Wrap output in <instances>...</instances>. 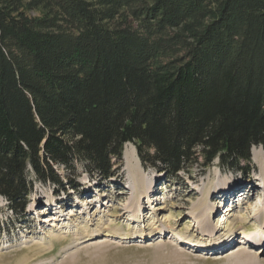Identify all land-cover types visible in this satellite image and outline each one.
<instances>
[{
  "label": "trees",
  "instance_id": "trees-1",
  "mask_svg": "<svg viewBox=\"0 0 264 264\" xmlns=\"http://www.w3.org/2000/svg\"><path fill=\"white\" fill-rule=\"evenodd\" d=\"M127 144L169 179L215 160L250 171L264 148V0H0L8 208L24 218L36 181L77 189L78 164L109 179Z\"/></svg>",
  "mask_w": 264,
  "mask_h": 264
},
{
  "label": "rangeland",
  "instance_id": "rangeland-1",
  "mask_svg": "<svg viewBox=\"0 0 264 264\" xmlns=\"http://www.w3.org/2000/svg\"><path fill=\"white\" fill-rule=\"evenodd\" d=\"M258 151L262 157L259 161L252 157L247 173L224 170L215 160L203 174L200 168L169 179L153 168H144L140 160L135 163L138 172L130 171L122 160L107 180L91 177L78 164L77 189L61 190L36 181L22 219L0 197V264H264V246L247 242L258 234V228H264V216L256 217L259 209L264 210V179L259 177L264 168V148ZM57 170L62 178L67 176L62 167ZM257 179L261 187L256 186ZM137 181L144 183L146 193H139L140 202L129 209L137 196L131 183ZM228 183L229 190L210 196L217 186L224 188ZM240 183L244 185L238 187ZM253 186L257 192L247 205L250 195L240 199L238 194L249 192ZM126 189L124 196L121 193ZM231 191L240 199L234 217L225 214L232 200L222 201ZM215 201L220 209L212 223L213 233L204 237L198 229L203 220L196 221L197 214L192 211L204 203L215 209ZM139 203L144 204L142 210ZM134 216L137 220L132 221ZM162 217H168L173 230L161 223ZM222 224L220 236L213 237L216 225ZM159 229L170 233L158 234ZM142 234L151 238H138ZM232 234L243 243L236 240L221 249ZM222 239L225 242L214 247Z\"/></svg>",
  "mask_w": 264,
  "mask_h": 264
},
{
  "label": "bare ground",
  "instance_id": "bare-ground-1",
  "mask_svg": "<svg viewBox=\"0 0 264 264\" xmlns=\"http://www.w3.org/2000/svg\"><path fill=\"white\" fill-rule=\"evenodd\" d=\"M259 148H261V147H254L253 149H252V157L254 158V160H256V161H259V159H261V154L259 153ZM123 160H124V162H126L127 163V166H128V169L130 170V171H133V170H135L136 172H138V170L135 168L136 166H135V163L136 162H138L139 163V158H138V156H137V154H136V150H135V147L133 146V145H131V144H127L125 147H124V153H123ZM259 177L260 178H262V179H264V168H262V170H261V172H260V174H259ZM257 182L255 183L256 184V186L258 185V186H260V179H257L256 180ZM252 182V181H251ZM131 184H133L132 186H134L135 188H136V195L137 196H135V198H134V203H133V205L131 206V207H129V209H133V207H135V205L138 203V201H139V199H138V194L140 193L141 195H145V188L147 189V187H145V185H144V183L143 182H141V181H137V182H132ZM244 185V183H240V184H238V187L240 186H243ZM250 184H252V183H250ZM231 185L228 183V184H226L225 186H224V188H221L220 186H217L216 188H215V192L213 193V194H210L209 192H208V194H210V196L211 195H218V194H221L223 191L224 192H226L227 190H229V187H230ZM261 187V186H260ZM263 188H264V186H262ZM228 188V189H227ZM233 188V187H232ZM148 189H151V187L150 188H148ZM143 190H144V192H143ZM233 190V189H232ZM127 191V189L126 190H124V192H122L121 194L122 195H124V196H126V192ZM256 192H257V188L256 187H252L251 188V190L249 191V192H241L240 194H238L240 197V199L241 198H245L246 196L245 195H250L249 196V201L248 202H245L247 205H250L251 203H252V200H253V198H254V195L256 194ZM233 192L231 191L230 193L229 192H227V194H231V196H228V198H227V196L225 197V196H222V201L223 200H227L228 199V201H231L232 203H231V205H229L228 207H226V210H225V214L227 215V216H230V217H234L235 215H236V211H237V209H236V203H237V201H239L240 199H238L237 200V195H236V193L234 194V196H233V194H232ZM190 194H193V191H191L190 192ZM149 198H150V195H149ZM151 200L150 201H152V197L150 198ZM221 201V200H220ZM140 202V201H139ZM214 204H215V209H213L211 206H209L207 203H204V204H202L201 205V207H200V209H197V208H194L193 209V213H196L197 214V217H196V221H198V219H200V218H202V220H203V222H202V225H201V222H199L198 223V229H201L202 231L201 232H203L205 235H204V237L207 235L206 233H213V231H212V228H213V221H214V217H215V215L219 212V206H217V202L215 201V202H213ZM244 203V204H245ZM150 204H152V203H150ZM142 207H144V204L142 203V204H140L139 203V210H142ZM139 210H138V212H139ZM127 212H129V210L128 211H124L123 212V216H125L126 214H127ZM137 211H136V213L134 214L135 216L137 215V213H138ZM142 212V211H141ZM209 214H210V218H209ZM224 214V215H225ZM68 215H70V216H73L74 214H72V213H70V214H68ZM135 216H134V218L132 219V221L133 220H137V218H135ZM258 216H264V210L262 209H259L258 210V212H257V214H256V217H258ZM145 218V217H144ZM143 218V219H144ZM52 221V220H51ZM160 221H164V222H161L162 224L163 223H167L168 225H169V219H168V217L167 218H165V217H162L161 218V220ZM194 221V220H193ZM201 227V228H200ZM223 228V224L222 225H216V228H215V231H216V234H214L213 235V237H215V238H218L219 236H220V234H219V232H220V229H222ZM168 229H172L171 228V226L169 225L168 226ZM173 230V229H172ZM214 231V232H215ZM256 231H258V234H256L255 236H254V238L253 239H250L249 241H247V242H250V245H252V246H256V245H262V246H264L263 244H264V228L262 227V228H258ZM158 234H162L163 235V233H164V235L165 234H167V233H170L168 230L167 231H165L164 229H159L158 230V232H157ZM98 234H94V236H97ZM235 236V234H232V236L231 237H227L228 239H227V242H225V240L226 239H222V240H220V241H218L217 243H215L214 244V247H220L219 245H220V243L221 242H225V244H224V246H221V249L223 248V247H226V246H228L229 244H231L232 242H234V241H236L237 239L234 237ZM210 237H212V235H210ZM212 237V238H213ZM132 238H135V237H132ZM138 238H142V239H147V238H151V236L149 237V236H147L146 234H142L140 237H138ZM260 238V239H259ZM233 239V240H232ZM252 241V242H251ZM237 242H238V240H237ZM246 242V243H247ZM184 243H186V242H184ZM239 244H242L243 242L242 241H240V242H238ZM245 243V244H246ZM194 244H195V247H197V242H194ZM198 247H201V246H199L198 245ZM207 246L206 245H203L202 244V248H206ZM208 248V247H207ZM210 249V248H209Z\"/></svg>",
  "mask_w": 264,
  "mask_h": 264
}]
</instances>
